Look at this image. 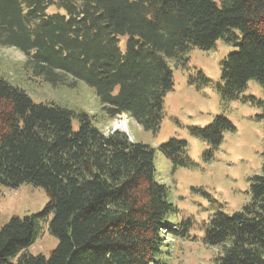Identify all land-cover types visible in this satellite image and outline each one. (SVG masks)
<instances>
[{
  "label": "trees",
  "instance_id": "obj_1",
  "mask_svg": "<svg viewBox=\"0 0 264 264\" xmlns=\"http://www.w3.org/2000/svg\"><path fill=\"white\" fill-rule=\"evenodd\" d=\"M51 5L64 12L47 13ZM218 39L237 47L220 61V98L236 97L251 79L264 87V0H0V45L24 53L34 77L53 86L84 81L101 103V122L125 114L146 131L163 119L169 61L183 69L191 47ZM208 81L202 71L189 79L196 89ZM91 118L34 102L0 77V184L30 183L48 198L39 212L0 226V264H171V241L188 239L190 218L154 178L156 148L119 129L105 133ZM233 128L216 114L188 130L211 157ZM186 147L175 137L157 147L171 172L191 165ZM262 171L248 177L249 201L203 223V243L221 247L216 264H264V161ZM48 217L57 243L48 255L32 254Z\"/></svg>",
  "mask_w": 264,
  "mask_h": 264
},
{
  "label": "rangeland",
  "instance_id": "obj_2",
  "mask_svg": "<svg viewBox=\"0 0 264 264\" xmlns=\"http://www.w3.org/2000/svg\"><path fill=\"white\" fill-rule=\"evenodd\" d=\"M64 10L51 5L47 13ZM238 34V32H237ZM125 36L119 37V46L125 47ZM237 47L218 39L209 49L191 47L185 68L173 70V86L163 100V119L156 132L146 131L126 115H119L109 122H101V103L92 87L77 81L73 87L53 86L34 77L25 67V55L12 46L0 45V77L23 89L34 102L53 101L72 110H82L92 122L110 130L124 131L130 140L155 147L153 157L154 178L165 183L170 190L171 201L179 208L183 218H190L188 239L171 241V264H216L221 252L219 244H205L201 240L203 223L215 211L232 213L250 200L248 177L261 174L264 161V87L251 79L236 97L223 100L217 92L220 80V61ZM202 71L209 78L206 85L196 89L189 83ZM199 81V78L196 79ZM257 100H262L258 104ZM229 119L234 128L223 134L222 142L212 156L204 153L209 145L192 135L189 126H204L214 115ZM94 116V117H93ZM122 123V124H121ZM123 125L124 128L116 125ZM78 125L72 120L73 128ZM171 137L184 139L190 166L178 167L171 172L170 162L157 148ZM200 188L205 192L193 190ZM43 188L22 183L15 188L0 184V226L11 216H24L39 212L47 201ZM50 217V216H49ZM34 242L28 247L32 254L48 255L57 239L48 230V220Z\"/></svg>",
  "mask_w": 264,
  "mask_h": 264
},
{
  "label": "bare ground",
  "instance_id": "obj_3",
  "mask_svg": "<svg viewBox=\"0 0 264 264\" xmlns=\"http://www.w3.org/2000/svg\"><path fill=\"white\" fill-rule=\"evenodd\" d=\"M121 124H122V123H121ZM116 126H117V127H121V128H124V127H123V125H120V124H119V125H116Z\"/></svg>",
  "mask_w": 264,
  "mask_h": 264
},
{
  "label": "crops",
  "instance_id": "obj_4",
  "mask_svg": "<svg viewBox=\"0 0 264 264\" xmlns=\"http://www.w3.org/2000/svg\"><path fill=\"white\" fill-rule=\"evenodd\" d=\"M122 115H125V114H122Z\"/></svg>",
  "mask_w": 264,
  "mask_h": 264
}]
</instances>
